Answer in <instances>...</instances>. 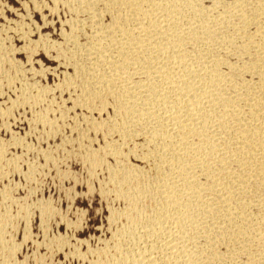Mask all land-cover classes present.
<instances>
[{
	"label": "bare ground",
	"instance_id": "6f19581e",
	"mask_svg": "<svg viewBox=\"0 0 264 264\" xmlns=\"http://www.w3.org/2000/svg\"><path fill=\"white\" fill-rule=\"evenodd\" d=\"M30 1L37 3V0ZM39 1L43 3H37L35 11L43 10L41 14L36 13L41 17L49 3L51 14L63 7L70 15L64 23L62 22L64 25L60 24L63 26L61 31L59 30L61 41L52 39L46 34V36L41 35L38 40H32L31 43L26 42L29 47L21 49L26 54L35 50L37 52V49L41 48L50 62L55 60L60 66H66V70H71L70 73L69 71L65 73L63 83L66 87L63 85V88L65 91L69 89L73 91H71L73 96L67 92L71 97L72 107H81L84 110H80L83 113L80 116L84 117V121L82 117L80 121L86 124L87 132L79 131L78 134V131H74L78 136L76 140H72L71 136L68 137L72 141L64 145L67 144L69 147L71 145V149L68 148L70 149L68 158L72 160L67 159V153L64 154L67 160L65 161V157L63 160L67 163L73 161L74 164H81L83 169L80 168V173H84L83 175L87 173V182L82 175L87 183V191L84 192L86 201L94 198L95 202L100 200L101 204L103 202L110 205L111 201H115L116 204L118 202L119 205L123 204L121 209L111 207L114 206V202L111 206L108 205L109 209L105 208L110 210L106 220L107 228L110 231L113 226L117 228L110 234L112 236L109 241L103 239L105 243L103 242L102 248L87 251L92 256L88 259L90 261L86 259L88 263L264 264V0ZM22 5L25 10L28 4ZM24 22L19 25L21 31H25L24 28L28 26V23ZM44 23L46 24V21ZM6 33H3L5 38L11 35L10 33L6 36ZM2 36L1 38L4 37ZM5 43L0 40V94L6 89L4 83L7 87L11 85L13 87L15 82L20 86L18 88V85L17 87L14 85L16 95L10 102H5L7 105L1 102L3 106L0 104V122L5 116L12 114V108L16 109L22 105L27 107L26 103L42 99L44 94H50V91L47 92V87L44 89V86L39 84L38 80L41 78L37 79L36 76L35 81L32 82L29 81L30 77L27 79V71L30 72V69L23 68V65L16 60L20 49L14 53V48L9 49V45L6 48ZM50 50L52 51L49 52ZM60 84L61 89L59 87L56 88L57 90L63 89L61 82ZM30 107L34 111L38 109L35 110L33 106L28 108ZM46 107L41 108V112L37 111L40 115L34 113L38 122L34 118L36 121L32 120L40 125L43 124V127H48L43 129L48 132L44 138L53 137L56 140V132H59L55 121L57 118L49 119L51 110ZM63 115L61 119L62 117L66 119ZM63 121H61L63 125L67 123ZM8 125V128L12 126V124ZM8 128L2 127L0 130L6 131ZM62 135L64 138L65 135ZM43 136L45 135L43 134L42 138ZM18 139L0 140L1 181L7 179L8 169L18 170L20 164L26 160L19 155L21 152L17 153L19 145L20 148L24 146ZM136 139L141 142L136 143ZM133 140H136L135 144L130 147ZM96 145L98 146L94 147ZM34 152L29 154L33 156ZM39 152L41 151L38 150ZM43 152H46L45 149L41 153ZM49 152L43 155L40 153V156H44L46 162L49 164L51 161L52 164L54 153ZM22 154L24 157L28 152L26 155L22 151ZM60 160L63 162L62 159ZM54 161L56 162L57 158ZM67 163L64 165L67 166ZM146 164L151 165V168L149 165L147 168ZM32 166L36 168V165ZM61 167H58L59 171L62 170ZM20 169L22 170L23 167ZM29 169L26 173L28 176L31 175L33 180L36 176L31 173L32 169H35L34 167ZM21 173L23 174V170ZM60 173L62 174L58 172L61 179L54 174L57 180L64 182V179L66 181L71 179L68 178L72 175L71 172L62 170ZM80 173L76 172V175ZM27 178L26 176L25 179ZM79 178L81 179L80 176ZM79 178L74 186L82 183ZM96 181L97 187L92 183ZM4 185L6 186V183L2 184ZM11 188L8 185V189L2 188L0 192V264H29L36 260L35 264H39L40 260L33 252L38 259L30 260L32 258L29 255L30 261L27 258L26 260L24 254L23 261L18 260V263L16 260L18 251L24 244L21 240L20 243L22 242L23 245L17 244L12 233L7 232L9 227L14 230L13 225L17 220L11 214L10 208L20 201L19 197L18 202L10 200L12 196L10 191L13 194L14 187L12 190ZM18 189L16 188L14 192L17 193ZM48 202H42L40 206L36 204L37 210L40 208L43 224L44 221L47 224V219L50 221V215H53L52 212L55 214L54 209L57 210L56 206L51 207ZM36 205L31 206L36 208ZM25 206L26 204L24 207H16L21 209L18 210L21 217H25L29 222L28 219L32 217L30 214L35 211L34 215H36L39 212L36 213L35 209L33 211L28 204ZM28 206L31 207L32 212ZM77 211L82 212L79 209ZM86 212H82L83 215ZM82 213L77 214L82 215ZM18 223L21 225L22 221ZM68 223L71 222L64 224L65 231L69 227ZM72 224L75 228L74 223L70 226ZM24 227L26 230L29 226L27 224V227L26 225ZM76 228L75 230H79ZM70 229L71 227L68 230ZM27 231L25 236V231L23 232L22 240L33 238L31 237L33 234ZM6 232L9 237H13L14 242ZM65 235L68 236L66 233ZM64 240L58 237L56 243L55 240L53 241L55 245L52 242L50 244L57 246V249L60 246L63 249L62 245L69 243H62ZM86 241L88 242L85 239L80 241V248L82 244L85 249L88 248L90 240L88 244ZM25 242L26 245L28 240ZM39 245L42 248L48 246L40 243ZM62 249H59V253ZM38 250L39 248L36 251ZM40 252L39 254L42 255ZM36 254L39 256L38 253ZM78 254H74L73 257L77 255L79 258L82 255ZM47 255L48 253L45 256ZM86 256L85 258L89 257ZM43 258L42 262L49 260ZM45 262L47 261L43 263L46 264Z\"/></svg>",
	"mask_w": 264,
	"mask_h": 264
},
{
	"label": "rangeland",
	"instance_id": "374dc122",
	"mask_svg": "<svg viewBox=\"0 0 264 264\" xmlns=\"http://www.w3.org/2000/svg\"><path fill=\"white\" fill-rule=\"evenodd\" d=\"M22 1H23V3H22ZM26 1V2H25ZM40 2H42V1H39V0H37V3L38 4H40ZM20 3H22V4H24V5H27V7H25L26 9L24 10V7L22 8V4H20ZM27 3V4H26ZM36 3V4H37ZM43 3V2H42ZM34 2H31L30 0H0V40H1V42L2 43H4V42H6L4 45H6L5 47L6 48H8L7 47V45H9V49H11V47H12V50H13V48H14V53H17L16 52V50H23L24 48H26V46H28L29 44L28 43H31L32 42V40H38V38H40V36L42 35V36H46V34L50 37V38H52V39H54L55 38V40H59V41H61L62 39H61V35L59 34V30L61 31V28H63V26H61L63 23H64V21L66 20V19H68L69 18V16L70 15H68V13H66V11H64V8L63 7H59L60 9H58V11L56 12V13H54L53 12V14H51L50 13V11H49V7L51 8V4L49 3V6H48V8L46 7L44 10L46 11H44V13H42V15L43 16H45V18L47 19V20H45V18H43V16L41 17V15H38L40 12H43V10L42 11H38V10H36L35 11V9H36V6L38 5H36ZM46 5H48V4H46ZM35 6V7H34ZM63 8V9H62ZM29 9V10H28ZM48 10V11H47ZM62 10V11H61ZM38 11V12H37ZM31 12V13H30ZM17 13V14H16ZM36 13H38V14H36ZM19 14V15H18ZM41 14V13H40ZM4 15V16H3ZM68 15V16H67ZM59 17V18H58ZM4 19H6V20H4ZM16 19V20H15ZM44 19V20H43ZM58 19V20H57ZM24 20H26L25 22H26V24L28 23V26L26 25V27L24 28L25 29V31L24 30H20L19 28V25L22 23V21L24 22ZM43 20V21H42ZM46 21V24L44 23ZM48 21H49V23H48ZM54 21V22H53ZM24 22V23H25ZM52 22V23H51ZM57 24H56V23ZM63 22V23H62ZM51 24H52V26H51ZM61 24V25H60ZM9 25V26H8ZM53 25H54V27H53ZM64 25V24H63ZM48 26V27H47ZM51 26V27H50ZM56 26V27H55ZM61 26V27H60ZM4 27H5V29H4ZM38 27V28H37ZM60 27V28H59ZM1 28H3V30L1 29ZM14 28V29H13ZM17 28V29H16ZM40 28V29H39ZM56 29V30H55ZM58 29V30H57ZM5 30V32H3V33H6V32H9V33H6V36L8 35V34H10L11 33V35H8L6 38H5V34H3L1 31H4ZM30 30V31H29ZM10 31H13V32H10ZM22 33H20V32ZM27 32V33H26ZM30 32V33H29ZM3 34V36H2V34ZM25 33V34H24ZM16 34V35H15ZM27 37H26V36ZM1 36L3 37V38H1ZM11 36V37H10ZM29 36V37H28ZM4 38H5V40H8V42L7 41H5L4 40ZM9 38H10V40H9ZM23 38V39H22ZM25 38V39H24ZM57 38V39H56ZM2 39H3V41H2ZM29 41V42H28ZM26 42H28V43H26ZM11 43V44H10ZM26 43V44H25ZM12 45V46H11ZM14 46V47H13ZM17 49H16V48ZM19 47V48H18ZM29 47V46H28ZM27 47V48H28ZM19 50V52L20 53H17V55H18V57L16 58V60H17V62L18 63H20L21 65H23V68L25 67L26 69H27V67L30 69V72L29 71H27V79L30 77L31 79H29V81L30 82H32L34 79H36V76H37V79H39V78H41V79H39L38 80V82H39V84H41V86H44V89L46 88L47 89V92H49L50 91V94L49 93H47V94H44V96L42 97V99L40 98L39 100H35V101H33V102H35V103H33V102H29L28 104L26 103L25 105H27V107L25 106L24 107V105H22V106H20V107H22V108H20V107H18V108H12L11 109V115L10 116H12V117H10V116H5V119H2V122H0V129H2V127H3V129L6 127V128H8V124H10V126H11V124H12V126L11 127H9V128H12V129H10L9 130V128H8V130H0L1 132H0V140H2V141H9L10 139L11 140H13L14 138H19L18 140L24 145V146H22L21 148H20V146L21 145H19V149H17V153L19 154L20 152V156L22 155V158H25V159H23V161L25 160V162H22L23 163V165L25 166H23L22 165V163L20 164V166L18 167L19 169L21 168V167H23V174L21 173V169L19 170H16V169H14L15 170V173H14V170H13V168H11V169H8V171H7V173H8V177H7V179L5 178H3L4 180H0V186H1V188H0V192H1V189L2 188H6L7 187V189H8V185H9V188L10 187H12L11 188V190L13 189V187H14V189H13V194H11L12 193V191H10V195H12L11 197H10V200H13V201H19V199H20V201L17 203V204H15V206L13 207L12 205V207L10 208V210H11V214L15 217V219L17 218V220H16V222H14V230L12 229V227H9L8 229H7V232L8 233H12V235L14 236V240H15V242L17 243V244H20V246L21 245H25V241H27L28 240V242H27V244L24 246L23 245V248L22 247H20V248H22V249H20L19 251H18V257H17V262H18V260L21 262V260L23 261L24 260V258L26 259H28L29 260V255H30V258H32V259H30V260H33V258L36 260V259H38L39 258V260L41 261H39V264L40 263H43L44 261H47L49 264L51 263H53V264H81V262L84 264V262H86L85 264H89L88 263V261H90V260H88V259H91V255H90V253H88L89 252V250H97V249H100V248H102V246H103V244L105 243L104 242V240H110V236H112V235H110L112 232H114V229L116 230V228H117V226H113V227H109L112 231H110L108 228H107V226H106V224L108 225V223L106 222V220H108L107 218H108V216H109V214H110V210H108L109 208H108V205L109 204H105V203H103L102 202V204H101V202H99L100 200H97L96 202H95V199L93 198V200H94V202H93V200H91V199H89V200H87L86 201V199L84 198V195H85V193L84 192H86L87 190V187H86V185H87V177L88 176H86L87 175V173H85V175H83L84 173H83V171L84 170H82L81 172L83 173V174H81L80 173V171L79 170H81V169H83V166L81 165V164H78V163H75L74 164V162L72 161V162H70L71 160H72V158L70 159V158H68V156H69V153L68 152H70V149H71V145H70V147H69V145H67L68 143V141H72V140H76V138L78 137V136H76L77 134L75 133V132H77L78 131V134L81 132V131H85L84 133H86L87 131H86V129L87 128H85L86 126V124H83L84 122H81L80 120L82 119V121H84V117H82V116H80L81 114H83L80 110L82 109L81 107H74V108H76L75 110H74V108L72 107V103H71V100H70V96H73V91L71 90V89H69V91L68 90H64L65 88H63V85H64V87H66L65 86V84L63 83V81L65 82V73H67L68 71H69V73H70V69H68V70H66L67 69V67L66 66H60L59 64H58V62H55V60H52V62H50L51 60H49L47 57H45L46 55H44L45 53H44V51L40 48V50H39V48L37 49V52H39V53H37L36 52V50H35V52H30V53H32V54H30V53H26L25 54V52H23L22 50L20 51ZM52 50H50L49 52H51ZM42 52V53H41ZM33 53H35V54H33ZM37 53V54H36ZM16 54H14V56H15ZM30 55V56H29ZM32 55V56H31ZM27 57V58H26ZM30 57H31V60H33V62H34V64H32L33 62L30 60ZM27 59V60H26ZM28 60H30V61H28ZM38 61V62H37ZM37 62V63H36ZM42 64H41V63ZM54 62V63H53ZM23 63V64H22ZM38 64V65H37ZM41 64V65H40ZM58 64V65H57ZM33 65H34V67H33ZM32 66V67H31ZM44 67V68H43ZM56 68V69H55ZM28 69V70H29ZM37 69V70H36ZM39 69V70H38ZM54 69V70H53ZM40 70H42V71H40ZM44 70V71H43ZM67 71V72H66ZM34 72H35V74H34ZM40 72H41V75H40ZM47 72H49V73H47ZM37 73H39V74H37ZM64 73V74H63ZM47 74V75H46ZM55 76H54V75ZM33 75V76H32ZM38 75H40V77H38ZM46 75V76H45ZM49 75V76H48ZM58 75V76H57ZM32 76V77H31ZM42 76V77H41ZM48 76V77H47ZM64 76V79L62 80V77ZM34 77V78H33ZM26 79V80H27ZM41 80V81H40ZM28 81V80H27ZM35 81V80H34ZM37 81V80H36ZM59 81V82H58ZM42 82V83H41ZM60 82L62 83V90L63 91H65V92H63L62 90H60L61 89V87H60ZM17 83H21V82H19V81H17ZM54 83V84H53ZM57 83H58V85H57ZM3 85H6V89L3 87V89H5L4 91H5V93H4V91L2 90V94H0V104H1V102L3 103H5V102H10V100H12V97H14L16 94H15V91H16V87H17V85L18 84H16V82L14 83V85H16V87L13 85V87H14V90H13V87H12V85L11 86H8L7 87V84H3ZM19 86L20 85H18V88H19ZM57 86V87H56ZM12 87V88H11ZM60 87V89L59 90H57L58 88ZM11 88V90H9ZM17 88V89H18ZM57 88V89H56ZM67 89V88H66ZM7 90H8V92H7ZM53 90H55V91H53ZM57 90V91H56ZM11 91H14V93H12ZM61 91H62V94H61ZM72 91V92H71ZM67 92H69V94H70V96L69 95H67ZM72 93V94H71ZM4 94H6V95H4ZM14 94V95H13ZM2 95V96H1ZM48 95V96H47ZM9 96V97H8ZM11 97V98H10ZM68 97V98H67ZM8 98H9V101H7L8 100ZM47 98V99H46ZM14 99V98H13ZM45 99H46V101H45ZM5 100V101H4ZM43 100V101H42ZM48 100V101H47ZM70 102H69V101ZM42 101V102H41ZM50 101H51V104H50ZM38 102V103H37ZM44 102V103H43ZM47 102V103H46ZM34 105H33V104ZM40 103V104H39ZM42 103V104H41ZM38 104V105H37ZM48 106V108H49V115H48V118L49 119H52V120H54L55 118H57V119H55V121L57 122V124L58 125H60V124H62V122L61 121H63L62 119H64L63 117H62V119H61V116L63 115V116H66L65 118L66 119H64V121H65V123L66 124H62V125H60V126H58L57 125V128L59 129V132L57 133L56 132V140H54L53 139V137L52 138H49V139H47V138H44V137H46V133H47V135H48V132H46L47 130H43L44 129V127H45V129H48V127L47 126H42L43 124H41L40 125V123H37L38 122V120H37V118H35V116H37V115H40V113L38 114V112H41L40 110H42V109H44V108H47L46 106ZM54 104V105H53ZM2 106H3V104H1ZM4 105H7L6 103L4 104ZM33 106L34 108H35V110L36 111H34V109H31V107H30V109L28 108L29 106ZM36 105V106H35ZM39 105H44V106H42V107H40ZM52 108H51V107ZM32 107V108H33ZM40 107V108H39ZM26 110H25V109ZM28 108V109H27ZM42 108V109H41ZM51 108V109H50ZM59 109V111H58V109ZM19 109V110H18ZM52 109H54V111L52 110ZM56 109V110H55ZM64 109H65V111H64ZM69 109V110H68ZM71 109V110H70ZM73 109V110H72ZM79 111H78V110ZM12 110H14L15 111V113L13 114V112H12ZM17 110V111H16ZM63 110V111H62ZM29 111V112H28ZM31 111H33V112H31ZM38 111V112H37ZM77 111V112H76ZM82 111H84L83 109H82ZM35 112H37V113H35ZM54 112L56 113V114H54ZM68 112V113H67ZM80 112V113H79ZM37 114V115H35V114ZM31 114H33L34 116H32ZM58 114H59V116H58ZM19 116V117H18ZM70 116V117H69ZM15 117V118H14ZM55 117V118H54ZM59 117V118H58ZM68 117V118H67ZM80 117H82V118H80ZM2 118H4V117H2ZM10 118H12V120L10 119ZM36 119L37 120V122H34V121H36V120H34V119ZM6 119H8V120H6ZM34 121H33V120ZM60 119V120H59ZM68 119V120H67ZM0 120H1V118H0ZM26 120V121H25ZM61 122L60 124L58 123L59 121ZM67 120V121H66ZM78 120V121H77ZM7 121V122H6ZM41 121V120H40ZM63 121V122H64ZM5 122V123H4ZM81 122V123H80ZM3 123H4V125H3ZM8 123V124H7ZM34 123V124H33ZM42 123V122H41ZM80 125H79V124ZM5 124H7L6 126H5ZM77 124V126H75V125ZM38 125V126H37ZM66 125H67V127H66ZM69 125V126H68ZM71 125V126H70ZM84 126L82 129L80 128V126ZM37 126V127H36ZM79 126V127H78ZM43 127V128H42ZM60 127V128H59ZM77 127L80 129H77ZM62 128V129H61ZM69 128H70V130H69ZM72 128V129H71ZM73 128H76L77 130H75V129H73ZM85 129V130H84ZM41 130V131H40ZM42 130H43V132H42ZM61 130V131H60ZM66 130V131H65ZM73 130V131H72ZM13 132V133H7V132ZM49 131V130H48ZM71 131V132H70ZM75 131V132H74ZM80 131V132H79ZM6 132V133H5ZM60 132H62L61 134H59ZM72 132H74V133H72ZM45 135V136H43V138H44V140H43V138H42V135L43 134ZM72 134V135H74L75 137H72V135H70V134ZM57 134H59V135H57ZM62 134H64L65 136H64V138H63V135ZM11 136V138H10V136ZM13 135H16V136H13ZM66 135H68V136H66ZM14 138H13V137ZM23 136V137H22ZM25 136V137H24ZM60 136V137H59ZM62 136V137H61ZM69 136H71V139L72 140H69L68 139V137ZM59 137V138H58ZM5 138V139H4ZM22 138V139H21ZM57 138L59 139V140H57ZM60 138H61V141H60ZM53 139V140H52ZM68 139V140H67ZM48 141L49 140V142L48 143H45V141ZM63 140H66V141H63ZM137 140V141H136ZM136 140H133V143H132V141H131V144H130V147L131 146H133V144H135L134 142L136 141V143L139 141V142H141L140 140H138V139H136ZM24 141V142H23ZM46 141V142H47ZM51 141V142H50ZM63 141V142H62ZM29 142V143H28ZM61 142L63 143V145H61ZM102 142V141H101ZM139 142H138V144H139ZM20 143V144H21ZM64 143H67V144H65L64 145ZM27 144H29V145H27ZM26 146V147H25ZM30 148H28V147ZM64 146H65V148H67L66 150H68V151H66L65 150V148H64ZM98 145H96V146H94V147H97ZM24 147V148H23ZM36 147V148H35ZM43 147V148H42ZM46 147V148H45ZM58 147H60V148H58ZM63 147V148H62ZM36 149L35 150V152H34V149ZM58 148V149H57ZM68 148H70V149H68ZM26 154V152H28V157L27 156H25L24 155V157H23V154H22V151ZM24 149H26V150H24ZM29 149V150H28ZM31 149H32V152H34V154H33V156L32 155H30V154H32V152H31ZM39 151H41L42 152V150H44L45 149V153H47L48 151H50L49 153L50 154H52V152L54 153V156L52 155V157H54V158H52V160H53V162H55L54 161V159L56 160V158H57V161L55 162V164L52 162V164L50 163L51 161H49V164L46 162V158L44 157V156H40L41 154L43 155V154H45L44 152L43 153H41V152H39L38 153V150ZM47 149V150H46ZM60 149V150H59ZM28 150V151H27ZM53 150V151H52ZM16 150H14V152H15ZM29 152H30V154H29ZM38 153V155H37V153ZM59 154H58V153ZM16 153V152H15ZM41 153V154H40ZM68 155H67V154ZM62 154H63V156H62ZM64 154H66V155H64ZM11 155V154H10ZM30 155V156H29ZM40 156V158H38ZM67 157V159H70V161H68V162H70V163H67V162H65L67 159H66V157ZM63 157H65V161L63 160L64 158ZM34 158V159H33ZM41 158H43V159H45L44 161H43V159H41ZM29 161H28V160ZM36 159V160H35ZM39 159H40V161H39ZM60 159H62V161L63 162H65V163H63V162H61V160ZM33 160V161H32ZM60 160V161H59ZM28 161V162H27ZM36 161H38V163L36 162ZM44 162V163H43ZM61 162V163H60ZM46 163V164H45ZM57 163H59V164H57ZM66 163L68 164L67 166H65L66 165ZM72 163V164H71ZM29 164V166H26V165H28ZM36 165V168H35V166H32V165ZM56 164L58 165V166H56ZM61 164H65L64 166L62 165V167H61ZM70 164V165H69ZM31 165V166H30ZM42 165V166H41ZM52 165V166H51ZM81 165V166H80ZM149 164H146L145 166L148 168L149 166V168H151V165H149ZM40 167V168H38V167ZM57 167V169L55 168V167ZM27 167H34V169L36 170H33L32 169V171L33 172H35V173H37V174H35V173H33L32 171V173L31 174H33V175H35L36 176V178H35V176H34V178L36 179H31V175H29L28 176V174L26 173V172H29V168H27ZM53 167V168H52ZM58 167L60 168H62V170H63V172H68V173H70V177H68V178H71V179H68L67 177H66V179H68L67 181L64 179V182H63V180L61 181V180H59V179H61V176H59V174L61 175L62 173H60V172H62V170L60 169V171L58 170ZM64 167V168H63ZM81 168V169H80ZM43 169V170H42ZM52 169H54V170H52ZM64 169H65V171H64ZM68 169V170H67ZM10 170V171H9ZM12 170H13V173H12ZM38 171V172H37ZM50 171V172H49ZM54 171L56 172V173H54ZM59 172V174H58V172ZM11 172V174L9 175V173ZM17 172V173H16ZM40 172V173H39ZM44 173V175H43V173ZM76 172H78V173H80V174H77L76 175ZM6 173V174H7ZM22 175H21V174ZM52 173V174H51ZM74 173V174H73ZM42 174V175H41ZM48 175V176H46V175ZM54 174L56 175L57 174V176L59 177V179L57 180V178H55V176H54ZM23 175H25L24 176V179L22 178L23 177ZM51 175V176H50ZM73 175H75V176H73ZM81 177V179L79 178V176ZM82 175L83 176H85V178L84 179H86L85 181H84V179L82 178ZM26 176L28 177L27 179L29 180V178H30V180H32V182L29 180V182H28V180L27 179H25L26 178ZM50 176V177H49ZM56 176V177H57ZM76 176H78V178L80 179V181H82V183H80V184H78V186H74V184L75 183H78V178L76 177ZM4 177H6V175L4 176ZM54 177V178H53ZM10 178V179H9ZM33 178V177H32ZM72 178H73V180H72ZM2 179V178H1ZM43 179V180H42ZM35 180V181H34ZM56 180V181H55ZM76 180V181H75ZM7 181V182H6ZM34 181V182H33ZM37 181V182H36ZM43 181V182H42ZM58 181H61V182H58ZM83 181L85 182V183H83ZM3 183H6V186L4 187V186H2V184ZM8 183V184H7ZM11 183V184H10ZM17 183V184H16ZM27 183V184H26ZM36 183V184H35ZM96 187L98 186V183H97V181L96 182H92ZM82 184H85L84 186L86 187V188H84V186L82 185ZM11 185V186H10ZM37 187H36V186ZM53 185H54V187H53ZM82 185V186H81ZM93 185V186H94ZM20 186V187H19ZM22 186V187H21ZM74 186V187H73ZM30 187V188H29ZM32 187H33V189H32ZM95 187V188H96ZM18 189V190H16L17 191V193H15L14 192V190L15 189ZM23 188H24V190H23ZM26 189V190H25ZM3 190V189H2ZM10 190V189H9ZM20 190V191H19ZM30 190V191H29ZM70 190V191H69ZM75 190V191H74ZM22 191V192H21ZM30 192H33V194L32 193H30ZM77 193V194H75V193ZM14 193L17 195H14ZM67 193H69V194H67ZM71 193V194H70ZM75 194V195H74ZM14 195V196H13ZM30 195H31V197H30ZM81 195H83L82 196V198H79V197H81ZM15 196H16V198H15ZM27 196V197H26ZM71 196V197H70ZM19 197V199H17ZM29 197V198H28ZM67 197H69L70 199H68ZM13 198V199H12ZM23 198V199H22ZM71 198H72V200H71ZM32 199V200H31ZM50 199V200H49ZM68 199V200H67ZM82 201H84V202H82ZM40 200H41V202H40ZM44 200V201H43ZM50 204V206L52 207V205L55 207V208H57V210L56 209H54L55 210V214H54V212H52L53 213V215H50V217H51V219H50V221H49V219H47L48 220V222H47V224H45L46 222L44 221V224L42 223L43 221V219L41 218L42 216H40V208H38V210H37V207H38V205L40 206V204L42 203V202H46V201ZM70 200V201H69ZM91 200V201H90ZM22 201V202H21ZM23 201H24V203H23ZM73 201L75 202L74 204H73ZM80 201V202H79ZM90 201V202H89ZM21 202V204L23 203L24 205L26 204V206H27V204L28 205H32L33 204V206H35L37 203H38V205H36V208H34L33 206H31L32 207V209H33V211H34V209L35 210H37L36 211V213H38V214H36V215H34V213H35V211L33 212V213H31L30 214V216H32L31 218L30 217H28V218H30V219H28V220H30L29 222L27 221V219H25V217L23 218V217H21V215H20V211L18 212V210L20 209H17L18 207H16V206H20V207H24V205L22 206L21 204H19ZM112 202H114V204L112 203ZM117 202V201H116ZM53 203V204H52ZM79 203V204H78ZM99 203H100V206H99ZM111 203L114 205V206H111ZM111 203H110V205L109 206H111V207H115L114 209H117V208H119V209H121V206H122V208H123V204L122 203H120V205L118 204V202H117V204L115 203V201H111ZM87 204V205H86ZM122 204V205H121ZM92 205V206H91ZM107 206V207H104V206ZM25 206V207H26ZM30 206H28L30 209H31V207ZM95 206V207H94ZM103 206V207H102ZM15 207H16V210H15ZM94 207V208H93ZM101 207V208H100ZM117 207V208H116ZM105 208H108V209H105ZM12 209H13V211H12ZM32 209H31V212H32ZM82 210V212L84 213V211L86 212V214H84L83 215V213L82 212H80V211H77V210ZM21 210V209H20ZM59 210V211H58ZM108 211H109V213H108ZM18 212V213H17ZM74 212H76L75 214H74ZM15 213V214H14ZM51 213V214H52ZM77 213H82V215L80 214H77ZM17 214V215H16ZM59 216H58V215ZM74 214V215H73ZM16 215V216H15ZM34 215V216H33ZM38 215V216H37ZM67 215V216H66ZM70 215V216H69ZM79 215V216H78ZM18 216H19V218L21 219V218H23V219H25L24 221H23V219H21V221H22V223H21V221H20V219L18 218ZM81 216V217H80ZM107 216V217H106ZM35 217V218H34ZM38 217H40L41 218V220H39L40 218H38ZM68 217V218H67ZM49 218V217H48ZM53 218V219H52ZM106 218V219H105ZM63 219H64V223H63ZM65 219H67L66 221H65ZM79 221H78V220ZM19 220V221H18ZM62 220V221H61ZM83 220V221H82ZM25 221L27 222L26 224H25ZM41 221V222H40ZM59 221V225H57V222ZM71 222V223H74L75 224V228L76 229H79V230H81V232L79 231V230H75V228H74V225L72 224L71 226H70V224L71 223H68L69 225H67V226H69L68 227V229L71 227V229L70 230H68L67 229V231H65L66 230V228H65V222ZM78 223H77V222ZM18 222H20L21 223V225H23V226H21ZM40 222V223H39ZM61 222H62V224H61ZM82 222V223H81ZM41 223H42V226H41ZM77 223V224H76ZM80 223L82 224V225H80ZM84 223V224H83ZM86 223V224H85ZM27 224H28V226L30 227H28L26 230H25V227H24V225H26V227H27ZM40 225V227H39V225ZM67 224V223H66ZM96 224V225H95ZM15 225H16V227H15ZM19 225V226H18ZM43 225H44V228H43ZM45 225H47V226H45ZM77 225V226H76ZM85 225H86V227H85ZM103 225V226H102ZM57 226H60V227H57ZM62 226V227H61ZM64 226V227H63ZM80 226V227H79ZM82 226V227H81ZM84 226V227H83ZM21 229H20V228ZM50 227H52V228H49ZM55 227V228H54ZM95 227H97V228H95ZM106 227V228H105ZM12 229V230H11ZM31 229V230H30ZM40 229V230H39ZM43 229H45V230H43ZM72 229H74V230H72ZM104 229V230H103ZM9 230V231H8ZM19 232H18V231ZM25 231V233H24V236H25V234H26V231L27 230H29V231H27V233H29V234H33L31 237H33L32 239L30 238V236H29V238L30 239H26L25 238V240L23 241L22 239H21V236L23 235V232ZM48 230V231H47ZM109 232H107V231ZM12 231H14L15 232V234H14V232H12ZM79 231V232H78ZM7 232H6V234H7ZM18 232V233H17ZM43 232V233H42ZM45 232H47V233H45ZM59 232V233H58ZM10 233V234H11ZM45 233V234H44ZM65 233L68 235L67 237H66V235H65ZM45 236H44V235ZM52 234V235H51ZM8 235V234H7ZM59 235V236H58ZM18 236V237H17ZM62 236L64 237V238H66L65 240H64V238H62ZM104 236L106 237V238H104ZM8 237H9V235H8ZM20 237V238H19ZM47 237H49V238H47ZM61 238L62 240H64L62 243H67V242H69V243H67V244H63L62 246H63V249L65 248L67 251H68V253H67V251H64L63 249H62V247L60 246V248L59 249H62V251H61V253H59V249H57V246H52V244H50L51 242L53 243V241L55 240V243H56V239L57 238ZM9 238H12V241L14 242V240H13V237L11 236V237H9ZM22 238H23V236H22ZM51 238H55V239H51ZM79 238V239H78ZM18 239V240H17ZM37 239V240H36ZM46 239H48L47 241H46ZM71 239V240H70ZM78 239V240H77ZM88 240V242H87V244L89 243V240H90V243L88 244L89 246H88V248H86L85 249V246L82 244V246H81V248H80V241H82V240ZM100 239V240H99ZM104 239V240H103ZM20 240L23 242V244H22V242L20 243ZM29 240H31L30 242H29ZM34 240V241H33ZM75 240L76 241H78V242H75ZM101 240H103V241H101ZM18 241H19V243H18ZM45 242L44 244L45 245H47L48 244V246H45L42 242ZM101 241V242H100ZM49 242V243H48ZM100 242V243H99ZM104 242V243H103ZM39 243L40 244H42L43 246H45V247H40L41 245H39ZM55 243H53L54 245H55ZM99 243V244H98ZM70 244V245H69ZM76 244L77 246V248L74 246V245ZM92 244V245H91ZM57 245V244H56ZM65 245H69L67 248L65 247ZM91 245V246H90ZM38 246V247H37ZM74 246V247H73ZM84 246V247H83ZM100 246V247H99ZM47 247V248H46ZM78 247H79V249H78ZM87 247V246H86ZM36 248V249H35ZM39 248V250H38V252L36 251L37 249ZM41 248V249H40ZM46 248V249H45ZM53 248H55L56 250H58V251H56L55 249H53ZM73 249V250H72ZM77 249H78V251H77ZM36 251V253H38L39 254V252L43 255L44 253H48V255H50V256H52V257H48V255H47V257L45 256V255H40L39 254V256H37V254L35 253V251ZM49 250V251H48ZM22 251H23V253H22ZM63 251H64V253H63ZM77 251V252H76ZM88 251V252H87ZM23 254H21V253ZM35 254V256L36 257H38V258H35V256H34V254ZM44 252V253H43ZM49 252H50V254H49ZM66 252V253H65ZM78 252L79 253H81V254H78ZM86 252V253H85ZM21 255H20V254ZM30 253H32V254H30ZM58 253L60 254V255H58ZM63 253V254H62ZM78 254L80 257L79 258H77L78 256L76 255V256H74L73 257V255L74 254ZM85 253V254H84ZM24 254H25V256L26 257H24L23 258V256H24ZM65 254H67V255H65ZM68 254H70V255H68ZM86 254H89V255H87L86 256ZM21 257H20V256ZM28 255V256H27ZM55 255V256H54ZM86 257H88V258H85V256ZM45 256V257H44ZM69 258H68V257ZM82 256H84V257H82ZM48 258L49 260H44V258ZM67 257V258H66ZM84 258V260L82 259V258ZM42 258H43V262H42ZM26 259V260H27ZM78 259V260H77ZM81 261H80V260ZM88 261H87V260ZM29 260V261H30ZM65 260V261H64ZM86 260V261H85ZM29 261H27V263H29ZM52 261V262H51ZM36 262H37V260H36ZM36 262H34V261H32V262H30L29 264H35ZM47 262H45L46 264H47ZM19 263V262H18ZM44 264V263H43Z\"/></svg>",
	"mask_w": 264,
	"mask_h": 264
}]
</instances>
